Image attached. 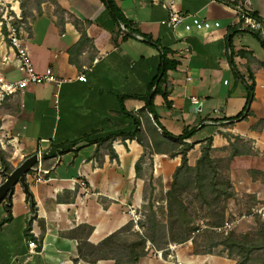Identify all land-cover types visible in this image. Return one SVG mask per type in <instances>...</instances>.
<instances>
[{
	"label": "crops",
	"instance_id": "obj_1",
	"mask_svg": "<svg viewBox=\"0 0 264 264\" xmlns=\"http://www.w3.org/2000/svg\"><path fill=\"white\" fill-rule=\"evenodd\" d=\"M6 1L20 17L16 23L35 69L43 73L50 68L64 82L58 88L30 84L0 107V138H9L13 146L7 158L13 168L39 154L35 171L26 175L31 200L17 183L12 219L0 224V264H114L113 259L91 263L80 258L83 227L92 228L86 241L97 245L132 222L130 206L145 211L154 194L169 189L180 156L145 150L140 161L144 148L123 137L134 126L121 109L137 113L145 102L128 97L120 103L124 94L154 95L157 120L169 134L194 130L185 139L193 144L189 165L195 164L207 139L212 155L235 151L229 163L234 194L228 204L238 208L249 197L264 207V45L256 33L239 26L229 6L249 3L264 21V0H113L132 35H126L128 29L120 27L103 0ZM170 3L183 13L219 21L220 27L211 33L175 32L163 22ZM75 20L85 25L90 43L77 45L81 33ZM0 73L12 81L23 75L2 25ZM82 73L86 81L77 79ZM192 97L199 102L192 103ZM86 136L91 141L43 157L52 145ZM44 170L46 181H35L34 174ZM31 203L36 211L27 230ZM0 207L1 219L6 213ZM190 245L184 242L177 249L181 264H233L224 255L193 254ZM150 252L139 264L177 263Z\"/></svg>",
	"mask_w": 264,
	"mask_h": 264
},
{
	"label": "trees",
	"instance_id": "obj_2",
	"mask_svg": "<svg viewBox=\"0 0 264 264\" xmlns=\"http://www.w3.org/2000/svg\"><path fill=\"white\" fill-rule=\"evenodd\" d=\"M103 1L113 17L128 29L129 32L126 35H132L134 33L133 29L129 27L130 24L123 17L115 2L113 0ZM56 11L59 15L64 13V10L58 5H56ZM60 21H63V19ZM74 24L81 33L77 45L90 43V39L85 31V25L76 20ZM2 29L6 36L4 24L2 25ZM256 36L264 45V39L257 34ZM72 50L73 48L69 50L70 55ZM70 61L74 62L71 56ZM165 64H167V61H164ZM249 89L251 93L252 90L251 88ZM164 96L166 99V94ZM128 97L142 98L145 102L144 106L137 113L128 112L124 108L121 109L122 113L132 120L134 126L133 131L125 133L123 137L126 138L128 136L129 138L136 139L144 148V154L140 157V161L145 155V150L149 154L165 153L170 157L180 156V163L173 171L170 187L164 194L166 212L163 210V213L165 218L163 220L159 219L153 203L149 200L145 206L147 213L144 215V219L140 221V225L145 230L144 235L139 233L136 235V239L132 241L122 239L121 235L128 232L133 226V223L129 222L121 229L104 238L97 245H92L86 241L92 228L85 226L83 227L84 240L80 241L78 246L80 258L91 263H95L98 259H113L115 264H139V259L147 253L146 241H149L152 246L157 248L165 247L170 242L184 243L191 241L195 254H209L212 253V248H220L216 254L234 259V264H249L253 258L254 260L257 259L258 264H264V218L257 220L258 228L254 232L241 234L229 232L226 235H222L216 234L214 229H210L223 224L225 207L221 204L225 203L234 194L229 178V163L237 153L232 150L224 158L226 161V176L220 177L219 166L210 155L211 139H207L204 143L200 144L201 152L195 164L189 165L187 153L193 147V144L185 142V139L190 138L194 130H185L181 135L177 137L173 136L157 120L153 102L154 95L139 97L138 95L124 94L119 97L120 103ZM149 114L154 117L153 120ZM247 114L248 112H246ZM154 122L161 128V132L157 130ZM143 127L146 129V133L142 129ZM146 134H148V137ZM83 140L91 141L86 136L80 140L62 143L57 146L52 145L49 152L43 155V157L63 154ZM12 169L13 166L0 153V173L4 175V173L11 172ZM187 191L194 192V196L199 200L202 208L210 210L212 223L206 224V228L198 225L191 215L189 205L183 196ZM26 197L28 200H31L28 192ZM0 206H2V209L6 213L0 219V224H4L12 219L11 197H5L1 201ZM35 211V205L31 203V217L28 220L27 230L30 228L33 218L32 214H35ZM199 232H204L203 243H198L197 241ZM210 233H213L214 236H210Z\"/></svg>",
	"mask_w": 264,
	"mask_h": 264
},
{
	"label": "built area",
	"instance_id": "obj_3",
	"mask_svg": "<svg viewBox=\"0 0 264 264\" xmlns=\"http://www.w3.org/2000/svg\"><path fill=\"white\" fill-rule=\"evenodd\" d=\"M14 1L17 2V0ZM229 6L233 8L237 17V22L241 28L256 33L264 39V21L254 14L249 3L245 5L234 4ZM169 7V17L163 22L175 32L197 31L211 33L214 29L220 27L219 21L200 18L195 14L183 13L172 3H170ZM12 10L14 11L11 4L9 6L7 5L6 0H0V25H5L8 44L11 49L15 51L18 69L23 75L21 78L12 81L7 80L0 73V107L10 96L22 94L30 84L52 83L58 88L62 82H64V79L55 75L50 68H47L43 73H40L35 69L28 48L24 42V38L21 34L20 27H18V24L16 23L17 19H20V17L15 11L12 13ZM120 27L123 29L124 25L120 23ZM137 37L141 38L140 36ZM3 61L6 63L10 62L9 57H4ZM77 79L80 81H86L87 78L85 74L82 73L78 75ZM54 102L57 103V93H55ZM191 102L196 104L199 100L192 97ZM31 171H35V168ZM47 173L48 170L35 173L34 180L37 182L46 181L45 174ZM259 211L264 215V207L260 208ZM128 213L130 214L133 223L132 228L144 235L145 230L140 225V221L144 219L145 214L141 209H137L133 206L128 208ZM239 220V217H236L233 220H225L223 224L218 227V230L227 234ZM181 244L182 243L170 242L164 248L157 249L152 246L149 241H146V250L150 249L153 255L160 259L165 258L171 260L175 258L177 260L176 264H181L177 257V249ZM28 246L31 250L36 248V244L33 240L28 241Z\"/></svg>",
	"mask_w": 264,
	"mask_h": 264
},
{
	"label": "rangeland",
	"instance_id": "obj_4",
	"mask_svg": "<svg viewBox=\"0 0 264 264\" xmlns=\"http://www.w3.org/2000/svg\"><path fill=\"white\" fill-rule=\"evenodd\" d=\"M7 140H9V138H7V137L6 138L3 137L0 140V153L3 154L6 158H10V157H12L13 146ZM147 155H149V154H147ZM210 155L212 158H214L216 160V163L219 166L218 171H219L220 177L226 176V169H225L226 161L224 158L227 156V154H224L221 156H216V155H212L210 152ZM4 179H5L4 175H2L0 173V183H2ZM164 194L165 193L162 190H160L156 194H154L153 198L151 197L149 199L150 201L152 199V203L155 206V210L158 213L159 219H162V220L165 218L164 217L165 215L163 213ZM194 194H195L194 192H188L187 191L183 194V196H184L186 203L189 205V211H190L191 215L194 217L196 223L198 225H200L202 228H206V224L212 223V218L210 217V212H209L210 210L208 211L205 208H202L201 203L199 202L198 199H196ZM243 203L244 204H242V206L238 207V208H232V206L230 204H228V200L225 203L221 204L225 207L224 208V213H225L224 221L225 220H233L236 217L240 218V220L233 226V228L229 232H233V233H237V234L246 233V232H254L258 228L257 220L264 218L263 217L264 215L262 214V212L259 211L260 206L256 205L257 204L256 200L251 199L249 197H246L244 199ZM142 212L144 214L147 213L146 209H145V211H142ZM0 213H1V207H0ZM219 226H214L210 229H214L216 234L218 233V234L226 235L225 233H222L221 231L218 230ZM139 233L140 232H138L136 229L131 228L128 232L123 233L121 235V238L126 239L128 241L129 240L132 241V240L136 239V235ZM198 234H199V237L197 238L198 243H203L204 232H199ZM210 236L213 237L214 236L213 233H210ZM186 243L191 244L190 246H191L192 253L195 254L193 252L192 242L187 241ZM155 248H157V247H155ZM161 248H164V247H160L157 249H161ZM219 249L220 248H212V253H209V254L218 255L216 253L219 251ZM149 250L150 249H148V251ZM150 254L153 255V253H151V252H150ZM151 255H150V257H151ZM173 259H175V258H173ZM230 260L233 262V264L235 263L234 259H230ZM258 263L259 262L257 261V259L254 260V258H253V260H251V263H249V264H258ZM114 264H115V262H114Z\"/></svg>",
	"mask_w": 264,
	"mask_h": 264
},
{
	"label": "water",
	"instance_id": "obj_5",
	"mask_svg": "<svg viewBox=\"0 0 264 264\" xmlns=\"http://www.w3.org/2000/svg\"><path fill=\"white\" fill-rule=\"evenodd\" d=\"M125 31L126 29L123 28ZM151 117H153L151 115ZM39 162V154L34 153L24 158L21 163L12 169L9 173H4L5 179L0 183V203L5 197L10 198L14 191V186L20 183L24 188V191H28V183L26 181V175L28 171L35 168V165ZM34 215V214H32Z\"/></svg>",
	"mask_w": 264,
	"mask_h": 264
}]
</instances>
